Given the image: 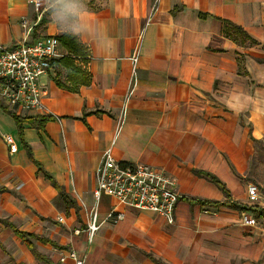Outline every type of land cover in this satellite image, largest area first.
Listing matches in <instances>:
<instances>
[{
	"label": "crops",
	"instance_id": "crops-1",
	"mask_svg": "<svg viewBox=\"0 0 264 264\" xmlns=\"http://www.w3.org/2000/svg\"><path fill=\"white\" fill-rule=\"evenodd\" d=\"M44 1L36 11L33 0H0V46L70 33L87 48L86 62L76 64L91 84L78 93L62 89L57 80L66 73L51 67L59 59L50 60L41 85L49 115L58 121L41 128L23 122L21 133L14 114L0 109V220L59 245L33 241L53 264L72 249L80 255L88 249L87 264H264V214L190 201L264 211V198L251 202L253 184L244 183L255 154L252 138L264 142V63L257 61L264 59V0ZM221 20L242 27L259 45L242 47L226 38ZM59 51L67 54L61 43ZM25 144L77 210L66 214ZM109 148L122 164L168 172L182 197L172 226L103 197L100 219L112 210L123 218L105 222L88 248L84 230L95 204L96 171ZM196 171L218 178L230 198ZM244 216L255 225H245ZM56 225L66 236L59 237ZM0 264L44 263L0 222Z\"/></svg>",
	"mask_w": 264,
	"mask_h": 264
},
{
	"label": "built area",
	"instance_id": "built-area-1",
	"mask_svg": "<svg viewBox=\"0 0 264 264\" xmlns=\"http://www.w3.org/2000/svg\"><path fill=\"white\" fill-rule=\"evenodd\" d=\"M33 4L36 11H40L45 1L33 0ZM28 33L30 34V30ZM59 47L60 42L55 37L48 40H26L11 49L0 46V109L4 108L14 115L49 116L50 112L44 103L45 92L41 78L46 73L47 61L65 56L59 51ZM139 59L140 48H137L131 58L134 75ZM56 119L59 120L57 117ZM5 141L11 152L16 150L11 137L7 136ZM96 181L93 193L95 204L84 231L89 246L94 243L105 222L117 221L123 217L112 210L101 220L99 206L103 197L112 198L137 211L155 213L169 226L175 224L176 208L182 196L178 192L176 179L165 170L146 164H122L114 157L112 148H109L103 153L96 171ZM247 192L251 202L258 200L259 192L255 185H249ZM243 222L250 227L255 225V221L248 216L243 217ZM75 234L79 235L81 231L76 230ZM88 258V251L80 255L72 249L61 255L60 263L71 261L72 264H87Z\"/></svg>",
	"mask_w": 264,
	"mask_h": 264
},
{
	"label": "trees",
	"instance_id": "trees-1",
	"mask_svg": "<svg viewBox=\"0 0 264 264\" xmlns=\"http://www.w3.org/2000/svg\"><path fill=\"white\" fill-rule=\"evenodd\" d=\"M46 16H43L42 22L46 21ZM223 23V34L226 38H229L239 44L242 47H251V46H256L259 45L255 40H253L247 33L246 31L236 25L233 24L229 21L226 20H221ZM58 41L61 43L62 47L66 50V55L59 60H55L51 63V67L57 69V70H64L66 73V77L64 81L57 80L58 86L61 87L62 89H65L69 92L72 93H78L80 88L83 86H90L91 84V77L90 74L87 72L86 69L79 67L76 64V60H81L84 61L85 58L88 55L87 48L79 41V39L70 34V33H63L59 36H57ZM264 50V47H263ZM259 63H264V59H258L257 60ZM86 62V61H84ZM241 65H240V73H241ZM11 114V113H10ZM14 118L20 128V132L22 133V123L23 122H28L30 125L36 127V128H41L42 125L46 122L49 121H55L57 120L56 117L54 116H38L35 118H19L16 115H14ZM252 141L254 143H259L257 140L252 138ZM25 147L28 150V154L31 158V160L34 162V164L38 168V173L42 174L50 183L52 186L58 191V201L62 202L66 209L65 212L66 214L69 213L70 209H78V206L76 202L72 199V197L66 192V190L60 186L55 179L47 172L44 170L42 165L35 161L34 158L32 157L31 150L30 148L25 144ZM196 174L198 175H205L207 176L212 182L216 183L220 189L223 191V193L226 195V197L230 198L229 191L225 187V185L214 175L204 173L201 171H196ZM192 203L196 202L202 206H212L216 208L220 207H229L235 210H239L241 212H252L254 214H264V211L259 210L256 207H248L245 205H238V204H227V203H220V202H210V201H193L190 200ZM1 223L4 225L10 227L13 229L14 234L22 241L23 244H25L28 249L31 251V253L34 255V257L44 263V264H53V262L46 257L44 254L40 253L36 246L34 245L33 241H38L40 243H43L45 245H52L53 247L60 248L59 245L56 243L52 242L51 240L44 238L43 236L36 235L33 233H26L19 231L16 227H14L12 224H10L7 221L0 220ZM156 263L161 264V262L157 261L154 259Z\"/></svg>",
	"mask_w": 264,
	"mask_h": 264
},
{
	"label": "rangeland",
	"instance_id": "rangeland-1",
	"mask_svg": "<svg viewBox=\"0 0 264 264\" xmlns=\"http://www.w3.org/2000/svg\"><path fill=\"white\" fill-rule=\"evenodd\" d=\"M49 37H54V36L49 35ZM254 148H255V154L251 159V170H250L249 174L246 176V178L244 179V183L246 185H248V184L255 185L258 188V192H259L261 198H264V142L261 141L259 143H254ZM215 189L218 191L217 188H215ZM121 220L122 219L117 220V221L111 220V221H108L107 223L112 222V223L116 224ZM52 227L53 226H51V229H52ZM53 228H55L56 232H58L60 234L59 237L63 238L64 236H66V231L62 230V228H60L58 225H56ZM101 229H102V227H101ZM101 229H100V231H101ZM85 230H86V228H85ZM43 235L50 237L49 232H44ZM59 239L60 238H58L56 240H59ZM92 245H90V246H92ZM90 246L87 243V247L89 248ZM41 248L44 249L43 247H41ZM48 249L49 248L47 247L46 250H48ZM87 251H88V249H87ZM87 251H85V252H87Z\"/></svg>",
	"mask_w": 264,
	"mask_h": 264
}]
</instances>
